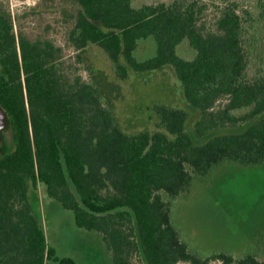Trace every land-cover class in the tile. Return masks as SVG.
Returning <instances> with one entry per match:
<instances>
[{
	"label": "trees",
	"instance_id": "trees-1",
	"mask_svg": "<svg viewBox=\"0 0 264 264\" xmlns=\"http://www.w3.org/2000/svg\"><path fill=\"white\" fill-rule=\"evenodd\" d=\"M63 0L68 41L97 44L119 78L173 66L200 112L157 104L156 132L127 133L100 89L66 71L62 48L0 10V264H77L46 236L40 185L79 228L102 235L114 264H264L252 246L207 251L182 231V207L228 165H264V0ZM210 13L213 19L205 20ZM153 36L156 54L135 56ZM187 41L193 59L178 54ZM122 57L124 62H122ZM12 133V142L7 132Z\"/></svg>",
	"mask_w": 264,
	"mask_h": 264
},
{
	"label": "rangeland",
	"instance_id": "rangeland-1",
	"mask_svg": "<svg viewBox=\"0 0 264 264\" xmlns=\"http://www.w3.org/2000/svg\"><path fill=\"white\" fill-rule=\"evenodd\" d=\"M159 0H139L138 4ZM70 5L63 0H0V10L15 17V28L33 38H49L62 48L66 71L93 82L101 91L120 127L127 133L156 132L159 118L155 105L165 104L188 112L187 128L192 129L200 112L185 98L173 66L152 71L129 68L127 79L118 77L115 65L103 48L90 44L78 52L68 41ZM212 13L205 17L213 19ZM157 43L153 36L140 41L135 56L144 61L153 57ZM179 55L193 59L187 41L177 47ZM122 62L125 63L122 57ZM8 142L12 133L7 132ZM204 189L182 207V231L192 244L207 251H237L264 237V165H228L219 170ZM48 242L60 256L73 257L77 264H114L100 233L79 228L74 214L51 198L44 185L36 191ZM210 264H221L213 261Z\"/></svg>",
	"mask_w": 264,
	"mask_h": 264
},
{
	"label": "water",
	"instance_id": "water-1",
	"mask_svg": "<svg viewBox=\"0 0 264 264\" xmlns=\"http://www.w3.org/2000/svg\"><path fill=\"white\" fill-rule=\"evenodd\" d=\"M9 120L6 111L0 106V149L3 142V131L8 127Z\"/></svg>",
	"mask_w": 264,
	"mask_h": 264
}]
</instances>
